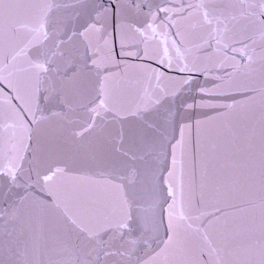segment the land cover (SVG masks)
Wrapping results in <instances>:
<instances>
[{"label": "snow or ice", "instance_id": "6c2138e0", "mask_svg": "<svg viewBox=\"0 0 264 264\" xmlns=\"http://www.w3.org/2000/svg\"><path fill=\"white\" fill-rule=\"evenodd\" d=\"M0 264H264V0H0Z\"/></svg>", "mask_w": 264, "mask_h": 264}]
</instances>
